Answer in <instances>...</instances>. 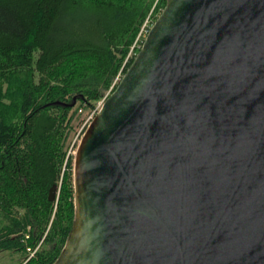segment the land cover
Returning <instances> with one entry per match:
<instances>
[{
	"label": "water",
	"instance_id": "water-1",
	"mask_svg": "<svg viewBox=\"0 0 264 264\" xmlns=\"http://www.w3.org/2000/svg\"><path fill=\"white\" fill-rule=\"evenodd\" d=\"M73 188L51 264H264V0H166L79 140Z\"/></svg>",
	"mask_w": 264,
	"mask_h": 264
},
{
	"label": "trees",
	"instance_id": "trees-1",
	"mask_svg": "<svg viewBox=\"0 0 264 264\" xmlns=\"http://www.w3.org/2000/svg\"><path fill=\"white\" fill-rule=\"evenodd\" d=\"M165 1L0 0V248L24 250L20 264L59 255L74 216L75 112L115 87Z\"/></svg>",
	"mask_w": 264,
	"mask_h": 264
},
{
	"label": "rangeland",
	"instance_id": "rangeland-1",
	"mask_svg": "<svg viewBox=\"0 0 264 264\" xmlns=\"http://www.w3.org/2000/svg\"><path fill=\"white\" fill-rule=\"evenodd\" d=\"M146 21H147V24L149 25H151L153 22V21H150V19H147ZM131 54H133L132 50L130 51L129 55ZM75 113H76L75 117L76 116L77 117L74 118V121H73L74 128L70 134L69 146H68V154L72 156L73 162H74V155H75V151L78 146L79 140L84 130L86 129L88 123L95 115V114L93 115V108L90 110L89 109H78ZM73 162H72V169H71L72 172H73ZM72 178H73V174H72ZM32 254L33 252L29 255V257ZM24 257H25V251L22 249L12 250V249L0 248V264H20L25 261Z\"/></svg>",
	"mask_w": 264,
	"mask_h": 264
},
{
	"label": "built area",
	"instance_id": "built-area-1",
	"mask_svg": "<svg viewBox=\"0 0 264 264\" xmlns=\"http://www.w3.org/2000/svg\"><path fill=\"white\" fill-rule=\"evenodd\" d=\"M149 27H150V25L147 24V21H146V22L144 23V25L142 26V28H141V31H140V33H139V35H138L137 40L139 39V37H141V36L144 37V36L147 34V32H148V30H149ZM132 49H133V48H132ZM134 55H135V53L133 54V56H134ZM122 74H123L122 72H120V73L118 74V76L116 77L114 83H117V82L120 80ZM104 99H105V97H104L102 100H100V101L96 104V106L93 108V115H94V114L97 112V110L101 107V105H102Z\"/></svg>",
	"mask_w": 264,
	"mask_h": 264
}]
</instances>
